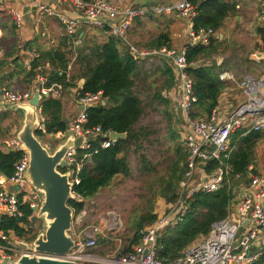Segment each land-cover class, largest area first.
<instances>
[{"label":"trees","instance_id":"trees-1","mask_svg":"<svg viewBox=\"0 0 264 264\" xmlns=\"http://www.w3.org/2000/svg\"><path fill=\"white\" fill-rule=\"evenodd\" d=\"M192 2L197 9V17L193 20L194 31L206 28L215 32L207 46H189L186 54L188 64L186 73L193 83L194 95L197 99L190 111V118L202 120L208 118L219 106L222 93L227 87L222 79L224 73H234L233 69L238 68L235 59L231 62L228 60L219 62L217 57L222 53L226 41L221 40L216 34L223 28L228 18L238 16L241 0H192ZM10 29L11 32L5 31L2 38V41H7V45L12 48V51L7 53L6 59L0 61L2 83L18 78L27 89L34 82L35 77L41 74L46 78V86L61 85L64 90H68L78 87V81L84 79L85 83L80 92L82 94L102 92L106 101L105 104L101 103L90 108L87 112L88 122L85 128L100 126L103 132L127 134L125 139L113 143L107 149L100 147L104 139L95 140L91 149L78 151L76 161L70 168H60L63 173L71 171L73 192L82 199L69 203L75 215H79L85 209L87 201L93 199L102 189L109 187L117 176L131 177L132 155L138 157L140 170L143 173L155 171V167L144 153L145 143L153 132L149 127L140 126L145 109L143 101L135 91V75L139 64L133 59L128 48L123 46L120 49L122 41L119 38L111 35L104 43L86 41L83 38L85 41L77 50L74 63L71 62L67 47L64 45L57 49L46 50L36 42L29 43L24 50L34 51L38 56L32 58L31 69L28 70L23 57L15 54L17 35L15 27L11 26ZM103 29L109 32V28ZM256 34L263 43L262 53H264L263 25L256 28ZM166 44L162 37H159L150 48L160 50ZM161 60L164 64L157 71H162L164 81L161 91L159 89L155 94V100L165 109L174 108V103L163 96V91L171 90L176 86L175 71L173 66L166 62V58ZM71 64L72 67L69 69ZM8 88L11 89L10 86ZM40 108L45 118L47 134H57L67 129V124L64 122L67 118L63 114V103L60 98H43ZM7 118H9L8 113H0V139L4 133L2 123ZM245 132L246 130H239L230 137L232 152L229 159L225 160L230 166V173L223 187L216 192L195 194L188 201L182 220H177L175 225L169 223L159 229L156 246V257L159 260L174 261L183 256L189 247L205 239L210 234L212 225L229 215L241 187L249 184L250 174H260L256 164V147L263 138L264 132L248 134ZM36 135L40 138L44 133L39 130ZM182 150L181 147L177 149L178 159L167 179L157 180L161 189L159 192L156 190L155 206L148 213L131 218L128 225L131 238L126 252H131L133 246L140 244L142 230L154 227L179 201L181 182L186 171L185 163L189 154L187 149L184 154ZM89 153L92 154L91 157L85 158ZM21 156L22 152L19 150L10 153L0 150V175L10 178ZM252 165L253 170L250 171ZM218 166H220L218 161H211L206 167V172L210 173ZM77 180L79 183H76ZM22 210L24 211L22 219L2 216L0 230L5 233L11 231L17 239L31 242L38 235V229L32 223L34 212L27 205L22 206ZM111 242V236L109 239L102 235L97 238V245H108Z\"/></svg>","mask_w":264,"mask_h":264},{"label":"built area","instance_id":"built-area-1","mask_svg":"<svg viewBox=\"0 0 264 264\" xmlns=\"http://www.w3.org/2000/svg\"><path fill=\"white\" fill-rule=\"evenodd\" d=\"M27 1L36 4V0ZM56 1L59 5L75 11L78 17L59 14L52 7L41 3L36 4L35 7L40 17L56 18L68 35L76 34L80 26L109 28L112 35L127 44L134 59L137 60L144 54H151L160 55L172 61L181 82L179 108L187 122L184 146L189 154L185 163L186 171L181 182L179 201L154 227L140 232V244L133 246L131 252L119 251L104 257L95 254L93 251L97 246V237L101 235L108 237L100 224L89 223L87 220L79 236L72 235L75 247L68 254L43 255L79 264H257L259 262L264 264V236L261 237L259 233V230L264 231V173L250 174L249 184L240 189L229 215L214 223L210 234L205 239L189 247L183 256L174 261H162L156 257L159 229L169 223L175 225L177 220H182L186 205L195 194L212 193L223 187L230 173V166L225 160L229 159L232 152L231 135L239 130H246L245 134L264 132V76L247 75L243 79L242 102L236 107L224 111L218 106L208 118L193 120L190 118V111L197 99L194 95L193 83L186 73L188 67L186 54L189 46H207L210 38L215 35L213 29L193 30L190 34L191 44L181 50L162 49L153 53H140L135 47L129 45L128 31L133 22L144 16L148 10L121 8L113 0ZM260 6L261 12L264 13V0H260ZM152 11L158 14L176 12L181 18L190 22L197 17V9L192 0H177L174 6L154 7ZM12 17L17 27H20L22 16L13 12ZM253 56L258 62L264 61V53H256ZM224 78L225 76H222L223 80ZM81 89L75 91V97L83 110L77 114L65 131L53 134L57 140H65L71 133L75 138H82L81 146L72 148L67 155V160L72 165L76 161L78 151L91 149L92 142L95 140L104 139L100 145L102 149L110 148L115 143L110 139L111 132H103L100 126L85 128L88 122V111L85 108L98 106L104 103V99L102 92L82 94ZM62 90L61 85L46 86V78L38 74L30 90L17 92L8 88L1 89L0 113L7 105L29 102L35 91H39L43 100L50 97L59 98ZM38 111L41 118L40 131L47 134L41 108ZM21 152L22 156L15 164L13 175L7 181L0 176V214L13 219L24 217L22 206L27 205L32 210L40 208L42 199L41 195L26 181L29 157L26 152ZM91 155V153L86 154L85 158ZM211 161H218L220 166L208 173L206 167ZM251 170L253 165L250 167ZM77 171H80L79 164ZM76 183H79V180ZM18 186H20L19 190L16 189ZM81 200L79 195L76 196V201ZM83 213H85L84 217L90 219L88 211L84 210ZM247 220L249 222L245 225ZM115 226L116 224L110 226V230ZM16 241L18 239L13 232L5 233L0 230V264L4 260H16L25 253H32L23 250ZM146 250L148 253L144 256Z\"/></svg>","mask_w":264,"mask_h":264},{"label":"rangeland","instance_id":"rangeland-1","mask_svg":"<svg viewBox=\"0 0 264 264\" xmlns=\"http://www.w3.org/2000/svg\"><path fill=\"white\" fill-rule=\"evenodd\" d=\"M250 3L241 0V10L237 13L241 19L238 20L237 16L228 18L223 28L218 32L220 36H223L222 39L226 41V45L217 58L219 61L228 60L230 62L235 59L238 68H234L233 72L239 79L247 75L264 76V61L258 62L253 56L256 53L263 52V43L256 34V28L261 25L264 26V13L260 11V8L254 13L253 8L255 7ZM182 24L185 27V24ZM175 28H177V25ZM180 46L176 43V45L171 47L180 48ZM67 51L72 60L73 50L67 48ZM75 61L72 60L73 63ZM147 66H145L144 70H147ZM142 79L145 78L142 77ZM148 81L154 83L156 87L154 92H156L162 86L164 77L162 75L159 76L155 70L154 76ZM142 82L144 85L148 84L147 80H142ZM142 82L141 80L139 82L136 80L135 88L136 93L143 99L145 109L140 126L149 127L153 132L148 142L145 143L144 153H146L155 167V171L143 173L140 170L138 157L132 155L130 158L131 177H117L109 188L94 198L95 200L93 199L86 203L84 210L89 212L90 219H88V222L99 223L104 233L110 234L112 237L110 244L97 245L93 251L103 257L114 255L119 251H126L131 238V233L128 229L131 218L144 215L155 206L157 200L156 190L159 192L161 189L157 180L167 179L169 176L174 163L178 159L177 149L181 147L183 154L186 151L183 138H185V131H187V122H185L180 111H177L175 107L165 109L163 105L153 100L152 89L147 86L144 89ZM12 90L20 92V89ZM241 102L242 98L235 103V106ZM22 120V117L17 113L11 120V124L20 130ZM40 139L52 149L56 147L53 139L50 141V139L43 136ZM256 164L260 173H264V136L256 147ZM81 215L82 213L75 215L73 221L75 227L83 228L86 225V221L77 222L79 221L78 217ZM101 219L103 222H101ZM114 224L116 226L110 230V226ZM40 225H42V221L37 222L35 228L38 229ZM18 241L29 242L20 239Z\"/></svg>","mask_w":264,"mask_h":264},{"label":"crops","instance_id":"crops-1","mask_svg":"<svg viewBox=\"0 0 264 264\" xmlns=\"http://www.w3.org/2000/svg\"><path fill=\"white\" fill-rule=\"evenodd\" d=\"M113 1L121 8L131 7L137 9L144 8L148 10L144 16L136 19L133 22V24L131 25L128 31L129 45L135 47L138 51H140V53H153V52H158L162 49L181 50L191 44V35H190L191 32L189 31V27L193 23V21L190 22L187 19L181 18L176 12L171 14H166V13L158 14L152 11L154 7L174 6L177 3V0H113ZM245 1L251 2L250 4L255 7L253 8V11H255L254 13L258 11V8H260L261 11L260 0H245ZM38 3L52 7L59 14H64L69 17H78V14L75 11L59 5L56 0H36V4ZM36 4L31 3L27 0H0V61L6 59L7 53L12 51V48H10L7 45V41L4 42L2 41L5 31L6 33L11 32L10 29L11 26L15 27V32L17 35V37L15 38V43H16L15 54L17 56L19 55L23 57L24 64L28 70L31 69L32 58L38 56L37 53L34 51L28 52L24 50L26 45H28L29 43L36 42L37 45L41 46L46 50L57 49L64 45L68 49L73 50L72 60L75 61V59L77 58V50L82 47V44L85 41V39L86 41L90 40V41H95L97 43H104L112 35L110 31L109 32L105 31L103 28H90L87 26H80L76 34L68 35L66 33L65 28L56 18L40 17L35 7ZM238 8L240 11L241 5L238 6ZM13 12H17L22 16V24L20 27H17L12 17ZM236 18L238 20L241 19L240 16H237ZM182 23L185 24V27L182 26L183 25ZM176 25L177 28H175ZM91 29L93 30L91 31ZM216 36H219L221 40L223 38V36H220L218 33L216 34ZM159 37H162L165 44L167 43L166 46H164L160 50L150 48L151 44ZM83 38L85 39L83 40ZM176 43L181 45L180 48H173V47L169 48V46H174L176 45ZM123 46L128 48L130 52V49L127 46V44L123 42L122 45L120 46V49H122ZM161 57L162 56L160 55L144 54L141 57H139L137 60L133 58L139 64V69L137 71V74L135 75V79L138 80V82L139 80H141V82L142 80H147L148 83L147 85H144L142 82L143 88L146 89L147 86L148 88L152 89L154 93V94L152 93L153 100H155V94L157 93V91L154 92L156 87L154 83H152L153 80L150 82L148 80H150L152 76H154V71L155 70L157 71V69L160 66H162V64H164L162 63L161 59L165 57L162 58ZM9 60L12 61V59ZM166 62L169 65H172L174 68L175 77H176V86L171 90L165 89L163 91V96L168 97V99H170L172 103H174L175 109L177 111H180L182 115V112L179 108V102L181 98V82L172 61L166 58ZM146 65H148L146 67L147 70H144ZM71 67L72 64L69 67V69H71ZM157 72L159 76L162 75L164 77L162 71H157ZM224 76L225 78L223 81L226 83L227 87L222 93L219 106L222 110L227 111L230 108L236 107L235 103L242 98L241 83L246 76L243 77L242 79H239L232 72L224 73ZM142 77L145 79H142ZM84 83H85L84 79L79 80L77 83L78 87L71 88L68 90L63 89L61 92V96L59 97L63 103V114L68 119L69 124L72 123L74 118L80 112L81 106L78 104L76 100L75 91L77 89H81L84 86ZM8 86H10L11 89H9ZM33 86H34V82L31 84V86H29L26 89L25 85L22 84L21 80H19L18 78H15V80H10V81L7 80L4 83H2L0 79V91L3 88H8L9 90L20 89V91H26L33 88ZM161 87L162 86H160V91H161ZM141 100L143 101V99ZM105 103L106 101H104V104ZM3 112L8 113L9 118H7L2 123V131L4 133L0 139V150L3 151L4 153H10L11 151H18V150L20 151L19 149L20 143L17 139L19 128L11 124V120H13L14 115L17 113H15L14 111H3ZM43 137H47L48 139H50V141L51 139H53L54 143H56V146L59 144V142L63 141V140H57L56 136H54L53 134H44ZM0 176L3 177V175ZM107 188L102 189L100 193L96 195L94 198L98 197L101 194V192L106 190ZM91 200H88L87 202ZM87 220L88 218L84 217L83 219L79 218V221L77 222L80 223L86 221L87 224ZM101 222H103L102 219ZM82 229L83 228L81 227H75L73 225V228L70 233L71 235L77 237L79 236ZM259 233L261 237L264 236L263 230H259ZM105 235L108 237V239L110 238V234H105Z\"/></svg>","mask_w":264,"mask_h":264},{"label":"water","instance_id":"water-1","mask_svg":"<svg viewBox=\"0 0 264 264\" xmlns=\"http://www.w3.org/2000/svg\"><path fill=\"white\" fill-rule=\"evenodd\" d=\"M194 30V24L189 31ZM221 62V61H219ZM42 96L36 91L29 102L7 105L4 111H14L22 117V126L17 134L20 151L27 153L29 166L26 172V181L38 192L42 199L40 208L33 209L32 223L42 221L38 227V235L31 242L16 241V244L25 253L16 260H4L2 264H79L74 261L49 257L43 254L64 256L75 247V240L71 235L75 211L69 203L76 200L73 192L74 183L71 181V171L61 172L60 168H70L72 164L67 160V155L72 148H79L82 138H75L71 133L54 149L44 144L36 135L40 130L41 118L39 108ZM83 107H80V111ZM85 110L89 111L87 107ZM64 122L69 127L68 119ZM127 137L125 133L112 132L110 139L114 142ZM203 168V166H201ZM7 181L8 177H2ZM20 186L16 189L19 190ZM85 213L78 217L83 219ZM2 215L0 214V219ZM249 220L245 222L247 225ZM148 250L145 251L146 256Z\"/></svg>","mask_w":264,"mask_h":264}]
</instances>
